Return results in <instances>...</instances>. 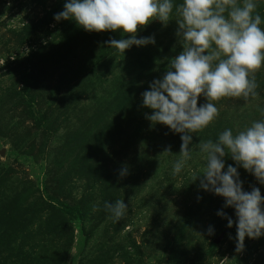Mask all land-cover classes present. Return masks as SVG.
Masks as SVG:
<instances>
[{"label": "rangeland", "instance_id": "1", "mask_svg": "<svg viewBox=\"0 0 264 264\" xmlns=\"http://www.w3.org/2000/svg\"><path fill=\"white\" fill-rule=\"evenodd\" d=\"M66 2L0 0V264H264V235L237 252L235 210L201 188L202 177L192 181L205 164L199 144L264 120V65L256 97L213 102L218 117L190 134L192 158L173 175L182 134L152 124L141 94L183 50L175 8L166 25L138 28L136 38L154 44L122 54L106 43L129 38L122 30L55 20ZM206 102L198 97V107ZM224 162L244 191L264 196V184ZM116 200L128 205L118 222L104 207Z\"/></svg>", "mask_w": 264, "mask_h": 264}, {"label": "clouds", "instance_id": "2", "mask_svg": "<svg viewBox=\"0 0 264 264\" xmlns=\"http://www.w3.org/2000/svg\"><path fill=\"white\" fill-rule=\"evenodd\" d=\"M258 7L256 0H182L176 5L173 0H67L54 19L74 20L87 32L122 30L129 38L106 43L123 54L133 45L154 44L151 36L137 39L138 28L153 20L166 25L175 8L179 17L176 35L183 41V50L170 59L163 77L153 80L141 95L143 106L152 110L146 116L152 124L182 134L180 159L173 165V175H177L192 158L190 134L203 131L219 115L213 102L258 95L255 73L264 65V27ZM200 96L207 102L198 107ZM170 147L163 153L172 154ZM199 151L205 154V164L192 181L202 177L200 187L224 198V207L235 210L236 251L240 252L245 237L264 235V196L256 187L244 191L237 167L228 165L224 170V158L230 156L264 184V120L235 134L225 129L215 141L199 144ZM127 174L125 166L119 175ZM104 207L118 222L128 205L116 200L105 202ZM217 215L227 218L223 211ZM227 219L231 228L233 220ZM207 232L214 234L212 227Z\"/></svg>", "mask_w": 264, "mask_h": 264}, {"label": "trees", "instance_id": "3", "mask_svg": "<svg viewBox=\"0 0 264 264\" xmlns=\"http://www.w3.org/2000/svg\"><path fill=\"white\" fill-rule=\"evenodd\" d=\"M77 212V215L81 218L83 216V212L81 210H68V213L72 214L73 216L76 214Z\"/></svg>", "mask_w": 264, "mask_h": 264}]
</instances>
